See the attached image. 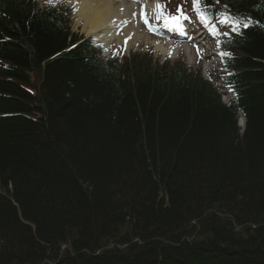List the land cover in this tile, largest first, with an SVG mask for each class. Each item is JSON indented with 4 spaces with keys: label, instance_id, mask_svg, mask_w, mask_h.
Here are the masks:
<instances>
[{
    "label": "trees",
    "instance_id": "trees-1",
    "mask_svg": "<svg viewBox=\"0 0 264 264\" xmlns=\"http://www.w3.org/2000/svg\"><path fill=\"white\" fill-rule=\"evenodd\" d=\"M198 6L239 22L235 102L181 56L102 58L67 4L0 0V264H264V0Z\"/></svg>",
    "mask_w": 264,
    "mask_h": 264
},
{
    "label": "bare ground",
    "instance_id": "bare-ground-1",
    "mask_svg": "<svg viewBox=\"0 0 264 264\" xmlns=\"http://www.w3.org/2000/svg\"><path fill=\"white\" fill-rule=\"evenodd\" d=\"M76 23L82 24V30L105 45L112 41L122 42L125 46L138 40H148L137 15L146 18L156 10L155 1H146L138 8L135 3L124 4L115 0H76ZM143 13V15H142ZM156 49L161 53H173L177 47L156 41Z\"/></svg>",
    "mask_w": 264,
    "mask_h": 264
},
{
    "label": "rangeland",
    "instance_id": "rangeland-1",
    "mask_svg": "<svg viewBox=\"0 0 264 264\" xmlns=\"http://www.w3.org/2000/svg\"><path fill=\"white\" fill-rule=\"evenodd\" d=\"M46 1H50V0H41V2H46ZM125 1L124 3H130L131 0H123ZM137 5L139 7H141L140 5L145 1V0H135ZM181 5V6H180ZM179 6V9L180 11L178 12L177 10H175V14L176 16H180L181 14L183 15L185 12L186 14L188 15H193L191 14V10L190 9H186L185 12H184V8L188 7L189 5H191L190 3V0L187 1V0H183L182 1V4H180ZM160 8V7H159ZM178 9V8H177ZM75 11V9H74ZM161 13V10H156V12L152 15H150L147 19L149 21H153L152 23V27H153V31L155 32V29L159 26L160 24V17L163 15L161 14L159 16V14ZM75 14L73 13L72 17L69 15V22H70V26H71V30L74 32V33H77L79 35H87L84 30H82V24L80 23H76V20H75ZM194 17V16H193ZM139 23L144 26L145 24V21L143 18H139ZM195 24H191L190 21H188V27L189 28H192L194 27ZM220 26V25H219ZM145 27V26H144ZM146 31L149 32V40L148 41H144V40H138L137 42H134L133 44H130V46L126 49H122L120 47H117L120 49V52H122L123 54L127 53L128 49L134 45H140V47H148L149 45H152L154 48H155V41L158 40L160 41L161 43H168V44H172L174 46H181L180 49L183 48V50L186 52L188 58H189V63L190 65L192 64H196V63H199L200 62H203L204 59L207 57V51H203L200 53V47L201 46H204V45H200L199 43H196V44H192L190 42H186L185 40L183 39H179V40H172V39H168V40H164L162 39L161 37L157 36L155 33H152V31H150L149 29H147L145 27ZM115 47L114 45V42L110 43V45H108V49L111 50ZM202 50H204V47L202 48ZM180 51V50H179ZM158 55H160L161 58H165L167 55H163L161 53H158ZM205 64H206V61H205ZM64 249V246H62V250Z\"/></svg>",
    "mask_w": 264,
    "mask_h": 264
},
{
    "label": "snow or ice",
    "instance_id": "snow-or-ice-1",
    "mask_svg": "<svg viewBox=\"0 0 264 264\" xmlns=\"http://www.w3.org/2000/svg\"><path fill=\"white\" fill-rule=\"evenodd\" d=\"M159 7H160V6L157 5V8H159ZM193 8L197 11L200 21H201L202 23H204L205 25H207V24H208V18H207V16H206V15H205V14L199 9V6H198V0H193ZM177 11L179 12L180 9L178 8ZM142 15H143V13H142ZM172 19L177 21V24H176L175 26L178 27V28H181L182 26H180L179 23H178L179 19H187V17H186V16H183V15L181 14V16H180L179 18H177V17H173ZM220 22H221V23H230V24L232 25V27H234V28H235V27L237 26V24L239 23V22H231V21H229L228 17H226V16H221V18H220ZM145 23H147L146 20H145ZM165 26L167 27V26H169V25H167V23H166ZM247 26H248L247 23L243 24V27H247ZM212 31L215 32V28H213ZM222 55H227V53H222Z\"/></svg>",
    "mask_w": 264,
    "mask_h": 264
}]
</instances>
